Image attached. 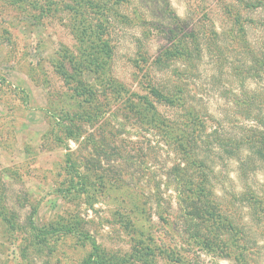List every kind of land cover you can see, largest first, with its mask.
Listing matches in <instances>:
<instances>
[{"label": "trees", "instance_id": "obj_1", "mask_svg": "<svg viewBox=\"0 0 264 264\" xmlns=\"http://www.w3.org/2000/svg\"><path fill=\"white\" fill-rule=\"evenodd\" d=\"M186 1L185 17L163 1L162 17L158 13L148 21L147 5L139 0H0V12L14 7L38 21L59 22L74 42L72 47L60 45L52 66L78 98L80 109L51 116L65 139L76 143L82 136L74 129L77 122L99 126L97 139L89 136L94 156L77 161L70 151L64 155L66 181L58 189L63 198L85 199L93 208L102 197L97 188L109 181L108 174L95 169L102 162L100 154L114 167L129 161L144 170L155 164L152 155L158 151L170 160L159 181L152 177L146 185L149 209L157 208L163 224L177 222L179 245L164 248L150 237L139 239L126 254L109 253L87 230L82 215L38 227L34 208L28 218L33 246H46L52 237H76L90 247L80 264H190L188 258L202 255L262 264L264 40H248L246 26L258 22L244 12H259L257 26L264 28V0H220L228 23L220 31L199 4L203 0ZM129 29L138 33L133 87L113 72L121 35ZM154 31L166 44L151 55L144 42ZM205 61L211 68L208 74L202 72ZM205 85L222 102L215 112L202 102ZM230 161L236 163L235 179L222 170ZM120 175L119 170L113 175L117 188L124 180ZM169 191L173 202L169 195L163 197Z\"/></svg>", "mask_w": 264, "mask_h": 264}, {"label": "rangeland", "instance_id": "obj_2", "mask_svg": "<svg viewBox=\"0 0 264 264\" xmlns=\"http://www.w3.org/2000/svg\"><path fill=\"white\" fill-rule=\"evenodd\" d=\"M139 1L147 5L149 11L145 16L148 21L158 13L162 17L159 7H162L163 1H167L177 15L172 0ZM177 3L183 5L185 17L187 1L177 0ZM199 4L210 12L209 16L219 31L228 28L220 0H203ZM244 16L258 22L251 27L246 26L248 40L253 44L264 40V28L261 24L257 26L261 23V14L244 12ZM121 37L123 41L116 50L113 72L120 82L133 87L136 80L132 61L137 57L133 41L138 33L129 29ZM73 44L69 31L59 22L38 21L28 12L14 7L1 9L0 264H80L88 255L90 247L72 236L52 237L46 246H33L28 218L34 208L36 211L32 219L38 227L68 219L76 213L82 215L88 221L87 230L109 253L126 254L137 247L139 239L149 241L150 237L157 246L164 248L179 245L176 221L170 219L169 226L163 224L157 216V208L149 209L150 189L146 181L152 177L159 181L170 162L161 151L152 155L156 162L145 170L138 162L131 164L129 161H121L114 167L106 164V158L100 154L102 162L100 166L96 164L95 169H100L106 177L108 174L109 181L106 179L97 188L102 197L98 198L93 208L85 199H66L58 193L66 181L64 155L70 151L77 161L91 154L94 156L89 136L96 138L99 126L77 122L74 129L82 133L78 143L66 140L64 130L54 126L52 114L58 115L72 107L80 109L78 98L73 96L69 86L61 81L52 66L60 45L72 47ZM144 44L149 54L155 55L166 42L160 33L154 31ZM210 69L206 63L202 72L208 74ZM202 97V102L212 112L222 103L217 93L206 85ZM107 120L108 113L102 118L104 123ZM106 151L109 152L107 147ZM95 159L98 156L95 155ZM235 168L236 163L230 161L222 170L235 179ZM118 170L122 174L121 180L124 178L120 188L113 183V175ZM168 195L172 199L170 191L163 194L164 199ZM188 260L190 264H234L211 255ZM261 262L264 264V255Z\"/></svg>", "mask_w": 264, "mask_h": 264}, {"label": "clouds", "instance_id": "obj_3", "mask_svg": "<svg viewBox=\"0 0 264 264\" xmlns=\"http://www.w3.org/2000/svg\"><path fill=\"white\" fill-rule=\"evenodd\" d=\"M172 6L176 10L177 15L183 17V14H184L183 5L177 3V0H172Z\"/></svg>", "mask_w": 264, "mask_h": 264}]
</instances>
